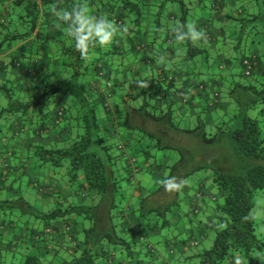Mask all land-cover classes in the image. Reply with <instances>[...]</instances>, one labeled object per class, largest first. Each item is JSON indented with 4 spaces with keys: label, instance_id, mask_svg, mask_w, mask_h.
Returning a JSON list of instances; mask_svg holds the SVG:
<instances>
[{
    "label": "crops",
    "instance_id": "0c3cea01",
    "mask_svg": "<svg viewBox=\"0 0 264 264\" xmlns=\"http://www.w3.org/2000/svg\"><path fill=\"white\" fill-rule=\"evenodd\" d=\"M163 1L151 0L152 18L147 21H137L121 0L113 10L105 0L84 1L89 14L108 17L128 28L104 46L90 47L85 74L79 77L81 89L93 95L103 111L104 130L114 138L115 144L127 143L128 139L134 144L135 132L119 119L117 111L130 109L139 94L141 97L136 100L142 99L144 90L160 91L164 97L159 103L165 107L172 105L178 119L193 124L201 110L207 118L213 116L207 102L219 90V84L228 87L242 78L254 83L264 73L263 57L252 76H243L244 55H238V43L233 39L239 30L237 17L243 10L242 0H183L182 4L168 0L165 6H160ZM23 12V6L14 0L0 1V110L13 99L30 102L25 108L8 110L0 119V201L23 196L43 211L97 203L100 196L87 188L83 172L74 179L69 162L56 165L37 156L39 145L61 148L76 137L77 127L69 119L76 113V100L64 92L42 104L31 103L32 98L46 85L71 81L72 72L78 67L69 63L76 58L72 48L74 40L57 17L52 16L51 5L42 6L37 28L28 34ZM177 24H194L204 32V38L198 41L204 46V52L208 51L207 55L196 57L197 64L195 60L186 63V38L177 40L172 30ZM249 53L255 55L259 50ZM202 60L208 64L203 66ZM193 76L205 84L200 95ZM140 80L147 87H140L137 84ZM6 86L12 93L10 98L5 93ZM188 90L191 92L186 94ZM101 96H105L104 101ZM68 104L69 111L60 118L59 113ZM229 106L230 101L222 102L217 113ZM253 113L259 114V109ZM262 119L264 134V114ZM147 121L151 122L143 119L144 123ZM149 127L156 129L155 125ZM151 153L155 157L148 160L134 149L129 152L131 159H120L121 179L129 197L125 216L119 221L124 229L129 227L135 232L139 244L133 256L116 249L113 263L106 264H200L197 253L208 248L217 231L223 228L218 219V206L228 190L219 188L210 170H200L185 180L180 195L176 189L168 190L164 185L156 191L161 180L158 172H167L174 151L153 148ZM148 193L150 206H170L166 225H163L164 216L156 214L158 217L155 215L153 221H148L133 210V205ZM253 213L258 234L264 240V191L256 195ZM25 217L28 220V215ZM27 220L0 209V264H22L29 254L54 257L58 253L62 257L71 249L72 239L83 237L87 224L80 215L71 214L59 218L51 227L52 232L35 241L38 231L48 225ZM195 241L199 243L196 246L192 244ZM255 256L264 264V249L256 250ZM238 262L248 264L240 249L233 251L226 264Z\"/></svg>",
    "mask_w": 264,
    "mask_h": 264
},
{
    "label": "trees",
    "instance_id": "16d2710c",
    "mask_svg": "<svg viewBox=\"0 0 264 264\" xmlns=\"http://www.w3.org/2000/svg\"><path fill=\"white\" fill-rule=\"evenodd\" d=\"M14 1L24 8L22 17L29 27V31L26 32L28 34L37 28L44 4L51 5L52 16L56 17V11L67 10L73 6H84L85 0ZM105 1L113 10L119 0ZM121 1L133 13L137 21L150 13L151 0ZM167 1L161 2L160 6H165ZM178 1L182 4L183 0ZM247 2L250 3L249 8L243 5V10L237 17L239 30L233 39L236 40L238 49L242 50L244 55L243 76L250 77L254 74L261 58L264 57V0H248ZM159 12L156 16H159ZM64 28L67 29V26L64 25ZM256 40H259L260 45L256 44ZM249 41L254 43L259 53L255 55L249 53L251 50H256L247 49L250 46ZM185 42L190 46L185 54V61L188 64L192 60L196 61V57L205 50L197 47L195 42L187 37ZM92 46H89L87 53ZM72 48L76 52V58L69 63L74 68L78 67L72 72V80L46 85L35 93L31 103L42 104L45 100L63 92L73 95L76 100L74 106L76 113L69 119L77 127L76 137L67 146L61 148L54 149L39 145L37 156L44 162L50 161L56 165L69 162V171L73 178L75 179L80 172H83L86 176L87 188L95 190L100 199L97 203L72 204L65 208L59 207L48 211L37 209L22 196L1 200L0 209L13 215L20 214L19 217L28 215L27 221L34 219L48 225L45 229L38 231L35 241L41 240L45 234L52 232V229L48 232L47 228H53L59 218L77 214L87 223L83 230V237L72 239L71 249L64 256L61 257L58 253L54 257L49 254H29L22 264L113 263V252L116 249H121L127 255L133 256L139 244V238L129 227L124 229L119 221V218L125 216V203L128 202L129 197L122 183L119 162L121 157L131 159L129 152L134 149L141 152L142 158L149 160L150 157H155L151 153L153 148L175 153V157L174 153L173 157L170 156L167 172L159 170L158 175L161 180L156 191L163 187L165 180L175 178V183L180 184V188L176 189L177 194L180 195L185 180L200 170H210L219 188L228 190L224 201L218 206V219L223 223V228L217 231L208 248L197 253L200 264H226L233 251L239 249L244 252L248 264H261L255 252L258 249H264V240L258 234L253 209L256 195L264 191L262 119L264 90L258 87L259 85L264 87V80L259 81L260 78H264V73L257 76V81L255 80L254 83L242 78L228 87H224L222 83L223 87L219 84L216 99L213 96L207 102L213 116L209 119L205 115L206 112L201 110L197 113L193 124L178 119L176 113H173L176 108H172V105L162 106L159 102L164 95L160 91L144 90L142 99L136 100L141 97L139 94L135 103L129 105L130 109L117 111L120 114L119 119L135 132L134 144L131 139H128L127 143L119 141L115 144L114 138L104 130L103 111L98 107L95 97L86 90H82L79 84V77L85 74L87 54L82 56L77 51L75 41ZM246 59L252 62L250 74L246 72ZM194 79L195 89L200 95L203 93L205 84H200L196 78ZM190 92L191 90H188L186 94ZM5 93L9 98L12 97L7 86ZM100 99L104 101L105 96H101ZM226 100L230 101L229 108L220 114L217 113L220 104ZM28 105L30 102L13 99L7 107L0 110V119L8 110L15 107L25 108ZM67 106L71 107L70 104ZM257 108L260 115L253 113ZM68 111L69 109L63 107L59 117L62 118ZM144 118H148L156 129L152 130L144 125ZM148 194L139 203L133 205V210L145 216L148 221H151L156 214L162 218L164 216L163 225H166L169 221L167 213L170 211V206L165 208L150 206L148 198L151 195ZM129 237L133 239L130 238V240Z\"/></svg>",
    "mask_w": 264,
    "mask_h": 264
},
{
    "label": "clouds",
    "instance_id": "9594fccd",
    "mask_svg": "<svg viewBox=\"0 0 264 264\" xmlns=\"http://www.w3.org/2000/svg\"><path fill=\"white\" fill-rule=\"evenodd\" d=\"M55 14L57 19L67 26V34L75 41V47L82 56L87 54L89 46L98 44L102 47L111 42L117 33L128 31L126 26L117 24L108 17L89 14L88 9L83 5L73 6L67 10L61 9ZM172 30L176 32V38L180 41L187 37L195 42L205 36L204 32L198 30L194 24H177ZM137 84L140 87H147V83L143 80L138 81ZM164 186L168 190L180 188V184L175 183V178L165 180Z\"/></svg>",
    "mask_w": 264,
    "mask_h": 264
},
{
    "label": "rangeland",
    "instance_id": "374dc122",
    "mask_svg": "<svg viewBox=\"0 0 264 264\" xmlns=\"http://www.w3.org/2000/svg\"><path fill=\"white\" fill-rule=\"evenodd\" d=\"M134 1H135V0H134ZM240 5H241V3H240ZM243 5H246L247 8H249L250 3L247 2V0H242V6H243ZM146 8H147V7H146ZM147 9H148V8H147ZM152 10H153V9H152ZM153 12H155V11H153ZM151 18H152V16H150L149 14H146V15H145L143 18H141V19H142V21H143L144 19L147 21V19H151ZM153 19H154V17H153ZM153 19H152V20H153ZM248 26H250V25H248ZM263 27H264V24H263ZM262 29H263V28H262ZM263 30H264V29H263ZM245 36H246V34H245ZM247 37H248V36H247ZM247 37H246V38H247ZM250 38H251V37H250ZM258 41H259V40H258ZM258 41L256 40V44L260 45V44L258 43ZM251 42H252V41H251ZM248 43L250 44V46L247 48L248 50L251 49V48L256 49V48H255L256 46L254 45V43H250V41H249ZM263 43H264V42H263ZM186 45L188 46L187 43H186ZM195 45H196L197 47H199V48H203V49L205 50L204 46L202 45V43H201L200 41H198V40L195 41ZM189 48H190V46H188L187 49H189ZM244 49H245V48H244ZM244 49H243V50H244ZM207 51H208V50H206V52H207ZM206 52L203 51L202 54L205 53V54L207 55ZM245 52H246V51H245ZM247 52H248V51H247ZM237 53H238V55L242 54V50H238ZM200 54H201V53H200ZM200 54H199V55H200ZM198 61H199V60L197 59L195 63L197 64ZM205 63L208 64L207 62H204V60H202V65H203V66H205ZM263 80H264V78H260L259 81H263ZM79 84H81V83H79ZM258 87L261 88L262 90H264V87H262V86H260V85H259ZM66 108L69 109L68 106H66ZM143 124L146 125V126H152V127L154 126V124L151 123V122H149V121H147L146 123L143 122ZM22 197H23V196H22ZM23 198H24V197H23ZM25 199H26V198H25ZM26 200H27V199H26ZM19 215H20V214H19ZM19 215H17V216H19ZM20 217L23 218V220H27V218H26L25 216H20Z\"/></svg>",
    "mask_w": 264,
    "mask_h": 264
},
{
    "label": "built area",
    "instance_id": "2783aa9c",
    "mask_svg": "<svg viewBox=\"0 0 264 264\" xmlns=\"http://www.w3.org/2000/svg\"><path fill=\"white\" fill-rule=\"evenodd\" d=\"M245 64H246V72H247V74H250V72H251V69H252V62H251V60L250 59H246L245 60ZM217 95H218V93H215L214 94V98L216 99V97H217ZM47 231L49 232V231H51V228H47ZM193 245H198L199 243L197 242V241H195V242H193L192 243Z\"/></svg>",
    "mask_w": 264,
    "mask_h": 264
}]
</instances>
